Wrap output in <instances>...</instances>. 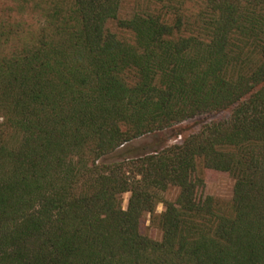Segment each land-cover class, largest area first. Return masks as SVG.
I'll return each mask as SVG.
<instances>
[{
    "label": "trees",
    "instance_id": "trees-1",
    "mask_svg": "<svg viewBox=\"0 0 264 264\" xmlns=\"http://www.w3.org/2000/svg\"><path fill=\"white\" fill-rule=\"evenodd\" d=\"M120 1L15 0L40 24L0 29V264H264V0L133 14V44L106 28ZM197 161L232 177L227 209Z\"/></svg>",
    "mask_w": 264,
    "mask_h": 264
},
{
    "label": "rangeland",
    "instance_id": "rangeland-1",
    "mask_svg": "<svg viewBox=\"0 0 264 264\" xmlns=\"http://www.w3.org/2000/svg\"><path fill=\"white\" fill-rule=\"evenodd\" d=\"M40 4L44 6V1ZM24 10L18 9V3L15 0H0V29L5 32L18 28L22 30L24 35L27 32L35 30L40 24L39 16L36 12L29 9L30 3L26 5ZM201 0H183L182 3L176 0H121L118 8L117 18L107 21L106 28L114 33L117 38L125 42L134 43L133 33L118 25V20L127 19L133 14H144L147 12H154L160 14H169L176 17L178 14L183 16V20L192 21L194 13L200 8ZM171 18V17H169ZM19 44L14 37H10L7 43L2 45L4 50H11ZM124 78L128 83L135 80L134 72L124 73ZM227 111L212 114L210 117H220L226 115ZM205 119L196 118L187 120L175 125L173 128L167 129L160 134V137L171 143L179 140L177 132L188 134L196 130ZM195 175L201 178L203 184L199 188L202 197L209 195L213 198L214 204L220 209H227L230 205L232 196L233 179L227 173L205 167L200 161H197L195 168ZM177 188L170 186L159 193V201L156 204L154 213L145 214L141 219L140 231L147 237L153 240H160L161 231L157 224L158 215L163 209V201H170L176 197ZM129 193L125 192L121 196L122 207L125 208L127 204Z\"/></svg>",
    "mask_w": 264,
    "mask_h": 264
}]
</instances>
